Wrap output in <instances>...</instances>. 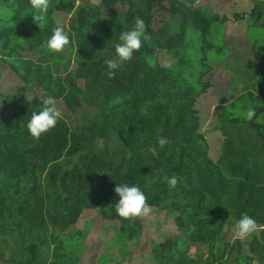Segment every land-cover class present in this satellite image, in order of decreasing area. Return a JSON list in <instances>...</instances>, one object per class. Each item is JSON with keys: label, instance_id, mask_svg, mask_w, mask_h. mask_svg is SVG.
<instances>
[{"label": "trees", "instance_id": "1", "mask_svg": "<svg viewBox=\"0 0 264 264\" xmlns=\"http://www.w3.org/2000/svg\"><path fill=\"white\" fill-rule=\"evenodd\" d=\"M197 1L49 0L37 24L30 0H0V67L20 84L5 91L0 77V264H81L86 231L76 224L88 211L110 234L96 263H123L144 228L141 217L114 211V188L125 182L139 186L151 210L169 217L177 232L152 242L134 264H264V125L253 123L264 113V64L234 66L232 76L245 88L219 100L211 127L202 128L196 110L182 112L176 101L196 85L209 86L215 66L230 70L217 65L222 47L209 41L228 17L194 7ZM157 7L169 32L152 29ZM248 15L247 25L264 28V0ZM63 16L69 44L50 52L46 40ZM136 18L147 39L109 77L103 61ZM161 52L171 64L158 63ZM48 96L65 116L84 114L73 130L63 115L34 138L27 122ZM235 108L253 110V117L234 118ZM161 136L169 140L163 148L156 143ZM173 175L177 185L169 189L164 177ZM242 214L258 228L251 239L229 244L225 228Z\"/></svg>", "mask_w": 264, "mask_h": 264}, {"label": "rangeland", "instance_id": "2", "mask_svg": "<svg viewBox=\"0 0 264 264\" xmlns=\"http://www.w3.org/2000/svg\"><path fill=\"white\" fill-rule=\"evenodd\" d=\"M257 1L259 0H198L194 5V7H205L210 13L224 14L228 17V21L224 24L222 31L212 34L209 41L217 47H222L217 65L221 66L224 62L228 64L230 70L215 66L214 69L218 72L213 73L205 79L209 86L205 83L196 85L189 95L176 101L177 107L182 112L186 114L195 110L198 112L202 128L207 129L214 124L213 109L218 105L219 100L223 101V96H225V101H229L233 97V94L239 91V87L245 88L242 86L244 83L242 79H234V76H232L234 66L239 67L248 62H253L256 65L264 64V28L250 27L246 21L249 18L248 14L250 10ZM163 5L166 7L168 3L164 2ZM122 10H126V6ZM163 14L164 12L160 11L158 7L153 11L154 21L152 22V29L161 27L169 32L171 28L169 26L170 22ZM235 14L237 17H234ZM242 14L244 15L243 19H240V15L242 16ZM57 23L59 25H66L64 16L58 18ZM69 59L70 61L63 62V66L66 68H69L71 65L72 59ZM158 63L161 66H167L171 64V59L166 53L161 52L158 55ZM62 70L64 71L63 67ZM0 77H2L1 87L5 88V91L13 90L12 92H14L20 87L17 79L13 77V73L5 65L0 67ZM83 114L81 112L76 116H65L64 114L62 116L64 115V121L73 130L72 127L78 126L77 124L80 122ZM246 114L247 111L245 109L235 108L232 110L234 118L236 117L239 120L245 118ZM237 123L244 128L243 121ZM253 123L264 125V113L259 115ZM210 138H212L211 146L216 151V144L220 140L217 137V132L212 133ZM153 211L151 210L148 216L141 217L144 228L139 239L140 246H130L128 248V256L121 264H134L132 260L139 253L149 249L152 246V242L157 243L164 238H172L177 234L174 227L172 228V220L169 217L163 215V213L156 214ZM235 221L234 218H231L232 226L225 228L227 242L232 244L237 239H251L252 234L242 239L237 238L234 228ZM102 225L103 223L96 218L93 211L83 214L77 222L76 228L80 231H86V235L83 237L84 253L81 256V264H97L96 259L100 254L105 252L101 239L109 237L110 234L101 230L100 226ZM248 250L249 247L245 246L243 253H247ZM191 252L193 253V250ZM8 253L5 252L6 257H8ZM112 256H118L116 251L112 252ZM112 263L110 262L109 264Z\"/></svg>", "mask_w": 264, "mask_h": 264}, {"label": "clouds", "instance_id": "3", "mask_svg": "<svg viewBox=\"0 0 264 264\" xmlns=\"http://www.w3.org/2000/svg\"><path fill=\"white\" fill-rule=\"evenodd\" d=\"M30 6L38 13L33 17L37 22H43L49 7V0H30ZM145 25L140 18H136L134 25L126 31L120 33L118 42L114 44L113 53L103 61L109 77L115 74L122 65L134 57V53L140 50L142 41L146 40ZM69 44V34L65 28L59 24L51 29V34L46 40V47L50 52H60ZM253 110H249L246 119L253 117ZM62 113L57 107L54 97L48 96L42 99L41 107L38 111L31 113L27 122V131L34 137L39 138L49 129L55 127ZM158 147L163 148L169 143L166 137H158L156 141ZM153 156L157 154L156 148H149ZM164 180L169 189H174L177 185V177L166 176ZM115 194L119 197L113 205L116 214L124 219L148 216L151 206L147 203L144 192L136 184L119 183L114 188ZM237 238H245L256 232L258 225L255 219L249 215L242 214L234 224Z\"/></svg>", "mask_w": 264, "mask_h": 264}]
</instances>
